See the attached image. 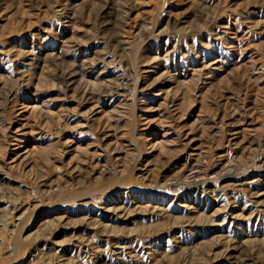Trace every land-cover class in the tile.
Wrapping results in <instances>:
<instances>
[{
	"label": "rangeland",
	"instance_id": "obj_1",
	"mask_svg": "<svg viewBox=\"0 0 264 264\" xmlns=\"http://www.w3.org/2000/svg\"><path fill=\"white\" fill-rule=\"evenodd\" d=\"M253 163L264 0H0V264H264V178L161 195Z\"/></svg>",
	"mask_w": 264,
	"mask_h": 264
},
{
	"label": "bare ground",
	"instance_id": "obj_2",
	"mask_svg": "<svg viewBox=\"0 0 264 264\" xmlns=\"http://www.w3.org/2000/svg\"><path fill=\"white\" fill-rule=\"evenodd\" d=\"M2 167V166H1ZM244 168V167H243ZM230 172L229 171H225V169L223 168L222 170H218L217 168L215 167H208V168H204V167H200V166H197L193 169H191L189 171V173L185 176V178L183 179V181H178L177 183H174V184H166V185H163L165 186L164 188H161V191L163 193H161V195H172V197H176V198H180V197H184V196H187V195H190L191 193L193 192H197L199 191L200 189H204L207 187V185H213V187H220L222 183H225L224 185L228 186V185H237V183L242 180V179H251L250 182H244L242 181L241 184H250L251 182L253 181H259L261 178H264V175L263 173L260 171V164L258 163H253L252 167L251 168H248V169H243L242 172H235L234 173V168H229ZM225 171V172H223ZM103 172V171H102ZM251 172V173H250ZM106 173V172H105ZM248 173H250L248 175ZM240 176V177H239ZM179 180V179H178ZM48 187L47 188H44V192H47L48 191V194L52 193V189L53 188H56V187H53L50 186V185H47ZM54 186V185H53ZM223 186V185H222ZM59 187V186H58ZM224 187V186H223ZM52 188V189H51ZM222 188V187H220ZM1 189V188H0ZM212 189V188H211ZM223 189V188H222ZM200 193V192H199ZM47 195V194H46ZM147 196L146 198L149 199V200H156L157 202H162V200L164 199L165 196H155V195H145ZM138 198H142L144 197V195H138L137 196ZM1 198V197H0ZM145 198V197H144ZM14 200V199H13ZM16 200V199H15ZM153 203V201H152ZM150 206V205H149ZM148 207V206H147ZM159 207V206H158ZM15 208V207H14ZM142 208V207H141ZM140 208V209H141ZM11 209V208H10ZM0 225L1 227L4 226L6 224H8V219L6 216V213H7V207H3L0 209ZM123 211V210H122ZM201 213V212H200ZM9 214V213H8ZM14 216L11 212V216H10V219L13 218L14 219ZM207 216V215H206ZM205 216V218H206ZM172 217V216H171ZM198 217V216H197ZM203 216H200V219L202 221V219L204 220V218H202ZM209 218V216L207 217ZM206 218V219H207ZM175 219V218H174ZM205 219V220H206ZM200 221V220H199ZM96 222V221H95ZM198 222V221H197ZM206 222V221H205ZM100 223V222H99ZM176 223V222H175ZM182 223V222H181ZM195 223V222H194ZM58 222L51 219V220H48V219H45L44 220V223L41 224V227H39V233L42 235V237H45L46 234L48 233H52V232H56L55 229L57 230V225ZM95 224V223H94ZM97 222H96V226H97ZM15 225V224H14ZM171 225V224H170ZM57 227V228H56ZM60 227V226H59ZM145 229V228H144ZM143 230V229H142ZM115 231V230H114ZM141 233V232H140ZM139 233V234H140ZM48 236V235H47ZM46 236V237H47ZM48 238V237H47ZM70 240V239H69ZM130 240V239H129ZM230 240V238H229ZM229 240H225L226 242H224V244L222 243V245L225 247V248H228L230 247V244ZM80 241V240H79ZM82 241V240H81ZM247 244L249 242H252V241H249L247 240ZM90 242V241H89ZM246 242V240H245ZM2 245L3 243L0 242ZM58 243V242H57ZM65 243V242H64ZM213 243V242H212ZM254 244V243H253ZM204 246V245H203ZM79 248V247H78ZM206 250L204 251H199L197 252L196 250H194V254L196 255V257L199 259H205L203 258V255L204 257H206L205 255L209 254L210 251H211V248H212V245L210 244L208 247H205ZM203 248V249H204ZM98 249V248H96ZM200 250V248H199ZM99 251V250H98ZM97 252V251H96ZM222 252V251H221ZM55 253V252H54ZM65 253V252H64ZM53 254V253H51ZM194 255V256H195ZM202 255V256H200ZM53 256H55V260L56 259H60V258H63L65 255L64 254H61V255H56V254H53ZM53 256H48V258L46 257V260L48 262H52L54 264V259H53ZM40 259V257H39ZM43 259V258H42ZM168 259V258H167ZM45 260V259H44ZM169 260V259H168ZM71 261H73L75 263L74 260L70 259L69 257L66 256L65 260H62V261H59L61 262V264H70ZM45 262V261H44ZM47 262V263H48ZM58 262V260H57ZM55 262V263H57ZM47 263H43V264H47ZM77 263V262H76ZM172 263V262H171ZM42 264V262L40 263ZM186 264V263H185Z\"/></svg>",
	"mask_w": 264,
	"mask_h": 264
}]
</instances>
